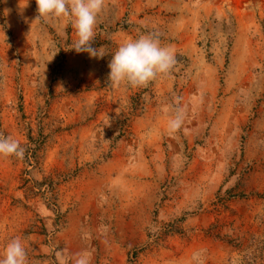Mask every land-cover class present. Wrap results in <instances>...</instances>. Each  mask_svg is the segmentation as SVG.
Listing matches in <instances>:
<instances>
[{
	"label": "rangeland",
	"instance_id": "1",
	"mask_svg": "<svg viewBox=\"0 0 264 264\" xmlns=\"http://www.w3.org/2000/svg\"><path fill=\"white\" fill-rule=\"evenodd\" d=\"M37 16L0 0V136L25 148L0 157V255L19 238L27 264H264V0H105L99 59ZM149 32L171 71L110 86L111 53Z\"/></svg>",
	"mask_w": 264,
	"mask_h": 264
},
{
	"label": "clouds",
	"instance_id": "2",
	"mask_svg": "<svg viewBox=\"0 0 264 264\" xmlns=\"http://www.w3.org/2000/svg\"><path fill=\"white\" fill-rule=\"evenodd\" d=\"M38 16L44 22L67 19L74 29L75 39L71 49L77 53H88L90 58H103L108 52L93 47L95 28L98 19L105 8V0H36ZM176 63L173 50L162 46L159 35L149 32L138 38L122 43L108 64L109 85L113 88L122 84L132 88L146 87L157 77L167 75ZM184 113L177 109L174 118L168 122L169 134L182 126ZM25 148L19 140L0 136V157H15L23 159ZM63 260L64 254H58ZM204 251L193 253L194 264H204ZM0 264H27V251L19 238L11 239L0 255ZM68 264H90L87 252L76 254L69 258Z\"/></svg>",
	"mask_w": 264,
	"mask_h": 264
},
{
	"label": "trees",
	"instance_id": "3",
	"mask_svg": "<svg viewBox=\"0 0 264 264\" xmlns=\"http://www.w3.org/2000/svg\"><path fill=\"white\" fill-rule=\"evenodd\" d=\"M29 140L30 141L32 140V136H29ZM30 150L31 152L33 151L32 149ZM28 155L31 156L30 153ZM37 185L38 186L32 185L29 188V190L31 192L34 191V194L36 195H43V194H46V192H53L54 186H55L53 181H47V179H45L44 181L38 182Z\"/></svg>",
	"mask_w": 264,
	"mask_h": 264
}]
</instances>
